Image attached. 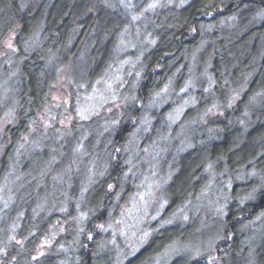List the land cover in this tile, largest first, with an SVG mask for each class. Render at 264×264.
<instances>
[{
  "label": "trees",
  "instance_id": "16d2710c",
  "mask_svg": "<svg viewBox=\"0 0 264 264\" xmlns=\"http://www.w3.org/2000/svg\"><path fill=\"white\" fill-rule=\"evenodd\" d=\"M117 3L0 0V76L14 73L0 92V264H116L107 227L141 178L151 177L144 172L153 158L172 171L165 189L171 216L195 202L211 173L245 178L231 188L214 253L200 249L171 264H264V0L164 6L154 15L156 43L144 56L136 102L68 130L45 128L59 72L72 67L74 101L81 84L112 65L129 20ZM190 80L196 103L177 130L148 103L161 87ZM147 110L156 120L132 178L125 149ZM193 225H163L127 264H154L194 236ZM53 235L55 247L38 258Z\"/></svg>",
  "mask_w": 264,
  "mask_h": 264
},
{
  "label": "rangeland",
  "instance_id": "374dc122",
  "mask_svg": "<svg viewBox=\"0 0 264 264\" xmlns=\"http://www.w3.org/2000/svg\"><path fill=\"white\" fill-rule=\"evenodd\" d=\"M183 1L118 0L117 5L123 9L129 20L118 36L117 54L112 65L90 84H81L80 90L75 92L74 101L70 98L68 83L69 77H73L72 67L59 72L60 82L54 96L55 101L41 117L44 127L51 126L56 131L68 130L73 124L92 120L104 113L108 115L114 109L122 108L125 103L136 102L139 82L143 76L144 56L156 43L152 29L154 15L164 6L181 5ZM14 39L15 35L12 33L5 40L7 51H13ZM13 78L12 69L0 76L1 94L2 89L12 83ZM194 86L195 82L192 80L186 85L180 83L177 86L171 83L163 86L148 103V108L156 113H164L169 126L180 130L182 117L196 103L195 92L198 88ZM148 111L142 114L137 130L130 136V142L125 149L130 153L129 172L132 178L139 173L141 165L137 167L138 158L142 160L145 138L152 130L151 124L156 120L151 113L153 111ZM3 131L0 127V136ZM146 165L144 173L148 174L149 171L151 177L141 178L135 195L129 199L128 204L120 208L115 221L107 227L110 235L106 249L115 251V263L127 264L129 259L143 249L155 230L171 224L174 220L183 225L194 222L196 225L191 228L194 236H190L184 244L166 250L154 264H171L177 258L183 260L195 256L200 249L214 253L213 242L219 238L220 227L227 213L226 206L231 198V188L238 181L245 180L244 175L234 174L228 169L211 173L215 176H212L195 202L189 203L171 216L166 214L169 203L165 189L172 171L168 169L169 165L160 167L155 158ZM256 221L259 222V219ZM57 238L56 235L46 238L38 247L36 256L42 258L51 252Z\"/></svg>",
  "mask_w": 264,
  "mask_h": 264
}]
</instances>
